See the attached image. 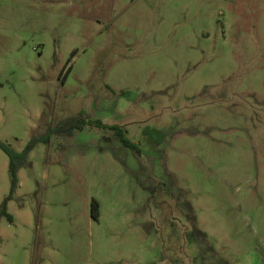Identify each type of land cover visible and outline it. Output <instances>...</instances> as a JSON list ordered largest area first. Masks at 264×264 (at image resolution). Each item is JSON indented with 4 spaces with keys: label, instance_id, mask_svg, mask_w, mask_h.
I'll return each instance as SVG.
<instances>
[{
    "label": "rangeland",
    "instance_id": "obj_1",
    "mask_svg": "<svg viewBox=\"0 0 264 264\" xmlns=\"http://www.w3.org/2000/svg\"><path fill=\"white\" fill-rule=\"evenodd\" d=\"M78 114L19 167L0 264H264V0H0V139Z\"/></svg>",
    "mask_w": 264,
    "mask_h": 264
},
{
    "label": "trees",
    "instance_id": "obj_2",
    "mask_svg": "<svg viewBox=\"0 0 264 264\" xmlns=\"http://www.w3.org/2000/svg\"><path fill=\"white\" fill-rule=\"evenodd\" d=\"M86 123L85 116L78 114L75 116H68L60 119L54 126L48 128L45 133L40 136L33 135L28 142L25 144L24 148L20 151H17L11 147V145L2 139H0V149L8 157V172L10 175V193L6 197L3 207L0 210V215H6L9 220L12 219L11 215L6 212V203L11 198L13 191L18 186V169L21 165L26 163L28 154L36 145L37 142L43 141L48 142L50 135L52 134H65L71 135L75 130H82L84 124ZM121 141L124 145L132 148L135 151H138L136 145L129 140L123 138L121 132L119 131ZM91 216L97 218V204L92 205Z\"/></svg>",
    "mask_w": 264,
    "mask_h": 264
}]
</instances>
